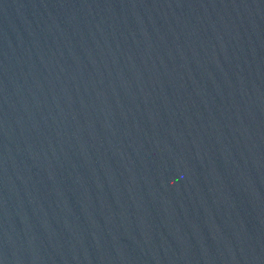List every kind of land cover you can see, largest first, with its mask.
<instances>
[{"label": "water", "instance_id": "95a60500", "mask_svg": "<svg viewBox=\"0 0 264 264\" xmlns=\"http://www.w3.org/2000/svg\"><path fill=\"white\" fill-rule=\"evenodd\" d=\"M0 264H264V0H0Z\"/></svg>", "mask_w": 264, "mask_h": 264}]
</instances>
